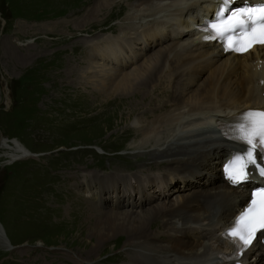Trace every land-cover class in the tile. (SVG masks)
<instances>
[{"label":"rangeland","instance_id":"rangeland-1","mask_svg":"<svg viewBox=\"0 0 264 264\" xmlns=\"http://www.w3.org/2000/svg\"><path fill=\"white\" fill-rule=\"evenodd\" d=\"M96 1L0 0V224L4 229L1 235L8 239L0 237V264H133V259L140 257L136 256L141 251L139 247L133 250L128 246L136 240L126 231L114 230L107 242L92 232L98 223L90 217L93 200L84 185H79L93 175L101 179L118 177L111 178L116 187L115 181H109L112 186H106V182L96 186L104 185L102 194L109 196L99 209L103 212L100 220L107 222V209L122 203L118 200L120 194L125 196L124 203L130 195L135 197L144 178L133 175L137 187L132 186L135 181L122 178L156 169L148 154L155 147L136 146L142 139L136 129L142 126L138 121L149 122V115L161 114L164 105L171 107L174 101L169 94L176 92L173 87L178 82L160 79L159 86L167 89L165 93H160L161 89L153 93L152 85L142 87L135 96L118 91L108 103L93 91L94 84L81 86L71 69L77 68L78 72L91 65V43L106 36H133L135 25H139V20H134L133 28H127V21L124 23L129 5L136 0H120L121 4L101 10L97 21L94 17L87 19V11ZM61 22L56 32L48 31V25ZM137 37L130 39L132 50L143 53L144 44H134ZM169 42L164 43L165 48ZM155 50L148 51L144 59L153 57ZM140 59L123 71L140 68ZM173 68L166 70L163 66V77L170 76ZM209 74L205 69L198 85ZM198 85L190 89V95ZM6 139L17 140L37 154L9 164L11 152L2 146ZM165 166L170 168L159 167ZM155 171L150 175L154 176ZM195 183L189 185V192L207 187L205 182ZM154 184L144 183L148 185L144 192H156ZM169 191L171 200L158 199L155 204H176L181 192ZM187 191L183 196L189 194ZM127 207L121 211L131 210ZM161 224L156 221L147 229V244L154 237L158 243H169L170 239L160 235L166 233Z\"/></svg>","mask_w":264,"mask_h":264},{"label":"bare ground","instance_id":"bare-ground-1","mask_svg":"<svg viewBox=\"0 0 264 264\" xmlns=\"http://www.w3.org/2000/svg\"><path fill=\"white\" fill-rule=\"evenodd\" d=\"M206 1L136 0L135 4L129 5L131 11L129 10L124 19V23L127 21L131 27L134 20H139L138 26H142L146 19L166 15V18L158 17L159 19L152 21L149 27L145 26L140 32H135L138 37L134 39V44L143 43L144 52L140 53L135 48L132 50L131 40H117L108 36L98 38L100 40L93 41L89 46L91 65L78 72L77 68L71 69L77 75L81 86L91 87L90 83L94 84L96 89L93 91L107 103L118 91H123L126 96H133L138 94L137 91L142 87L147 89L152 85L155 93L161 89L159 84H162L160 82L162 78L176 79L178 82L173 87L176 92L169 94V98L174 101L173 105L171 107L164 105L161 114L149 115L151 118L149 122L138 119L142 126L136 128L142 137L136 146L142 149L155 147L154 151L148 153L152 160L150 164L156 168L163 165L170 167V172L155 176L161 186L164 185L158 193L162 192L170 197L172 195L169 190L176 188L178 193L181 192L178 196V193L175 194L177 203L155 204L158 194L156 195L155 191L145 193L143 188L146 179H141L142 185L136 191L139 198L130 195L128 202L124 203L125 196L120 194L118 200L122 201V205H112L109 211L107 209V220L110 221L107 222L104 219L100 220L103 212L99 209L104 206L105 200H109V196L105 197L103 195L106 194H102L105 190L104 185L100 188L96 186L104 182L108 186L115 180L101 179L93 175L79 185H84L89 199L93 200L90 204L92 214L90 217L97 219L98 223L92 232H95L99 240L107 242L109 235L119 229L126 231L128 236L136 240L130 241L128 246L140 248L141 251L136 256H140L142 263L138 258L133 259V264H226L218 258L219 252L231 249L220 236L222 226H225L232 217V209L245 202L244 191L221 183L218 179L219 174L213 169L214 164L226 155L225 142L212 131L203 129L213 125L215 115H229L246 107L264 106V84H260L261 79L264 82V46L255 49L254 52L231 56L222 54L216 47L210 48L207 44L199 43L197 36L191 31L189 20L198 19ZM117 4H121L120 0H97L93 7L88 9L86 17L87 19L94 17L93 20L97 21L101 10L105 12ZM170 19L176 20L181 30H174L175 33L170 34L173 26ZM59 24L62 22L48 25V31L54 32ZM168 41L171 44L165 48L164 45H167ZM126 47L129 52L125 50ZM135 47L138 48L137 45ZM151 50H155L153 57L150 54V59H144L146 53ZM139 59L143 61L140 68L135 70L132 68L130 72L123 71L134 63L138 64ZM163 66L166 70L174 69L170 76L163 77L166 73L162 69ZM97 68L98 71L95 70ZM205 69L210 74L198 85V80L200 81ZM118 77L121 78L119 81ZM194 85L196 87L198 85V88L190 95V89ZM165 90L167 89L162 88L160 93H165ZM188 94L189 97L186 98ZM2 146L11 152L9 157L12 161L34 157L17 140L6 139ZM172 173L174 174L170 175ZM156 178L150 177L147 183H155ZM176 178L185 182L187 192L190 191L187 189L189 185H195L196 181L200 184L207 183L205 185L207 187L183 196L186 194L183 193L185 190L182 191L178 185L171 184ZM115 184L116 181L113 183L114 187ZM129 184L131 185V182ZM136 185L137 183L132 184L134 187H137ZM160 187L153 185L152 189ZM123 207L131 210L144 209L141 212L121 211ZM156 221H160L164 226L166 233L160 235L170 239L168 244L158 243L156 237L153 238V242L147 244V229L153 227ZM1 226L0 224V237L8 242L7 237L1 235V232L4 234ZM97 227L102 228L97 230ZM260 246L262 245H257L256 252L251 251L255 255L254 258L257 256L256 264H264L262 255H258Z\"/></svg>","mask_w":264,"mask_h":264}]
</instances>
